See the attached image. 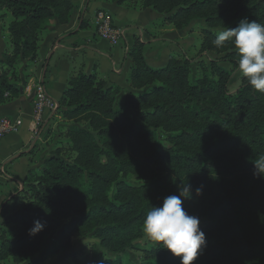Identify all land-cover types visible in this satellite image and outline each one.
Instances as JSON below:
<instances>
[{
  "label": "trees",
  "instance_id": "16d2710c",
  "mask_svg": "<svg viewBox=\"0 0 264 264\" xmlns=\"http://www.w3.org/2000/svg\"><path fill=\"white\" fill-rule=\"evenodd\" d=\"M113 1L129 9L152 8L164 15L160 26L177 30L202 20L200 74L191 79V62L177 52L164 66H149L138 39L128 52V83L135 91L127 93L123 107H116L122 88L96 71L70 74L55 111L68 125L56 140L47 128L44 140L53 143L48 156L8 200L11 208L0 222V264H44L70 249L74 236L89 235L114 256L101 255L93 243L83 258L72 254L74 264H124L120 254L142 236L146 213L178 194L181 183L190 184L192 192L184 209L206 218L200 227L206 243L192 264H264V173L255 166L264 155V92L243 76L230 91L238 54L231 41L222 48L213 44L219 30L234 28L241 19L264 24V0ZM0 9L12 16L11 49L0 60L2 103L20 94L13 85L19 61L37 59L46 25L67 23L73 4L0 0ZM204 52L220 57L206 62ZM131 175L139 182H128ZM35 220L45 227L29 235ZM58 231L57 247L44 250L47 237ZM147 258L145 264H180L156 243Z\"/></svg>",
  "mask_w": 264,
  "mask_h": 264
},
{
  "label": "crops",
  "instance_id": "0c3cea01",
  "mask_svg": "<svg viewBox=\"0 0 264 264\" xmlns=\"http://www.w3.org/2000/svg\"><path fill=\"white\" fill-rule=\"evenodd\" d=\"M73 10L69 21L60 24L49 22L39 41L38 57L33 62L21 59L18 65L19 79L13 85L20 94L0 103L1 117H18L22 126L17 132L7 134L0 141V222L9 210V199L23 187V179L30 170H37L53 143L44 140V133L51 124L50 118L41 128V135L34 137L32 103L37 84L57 102L67 86L70 74L81 71L91 74L96 71L107 82L122 88V93L133 90L128 83L132 66L129 49L138 39L145 45V61L154 68L164 66L173 53L184 46L180 35L187 27L177 30L169 25L160 26L164 15L152 8L129 9L113 0H70ZM4 9H0V60L10 51L7 30L12 20ZM97 10L107 12L113 23L120 26L124 35L116 45L97 36L94 15ZM84 23V27L80 25ZM126 98V97H125Z\"/></svg>",
  "mask_w": 264,
  "mask_h": 264
},
{
  "label": "clouds",
  "instance_id": "9594fccd",
  "mask_svg": "<svg viewBox=\"0 0 264 264\" xmlns=\"http://www.w3.org/2000/svg\"><path fill=\"white\" fill-rule=\"evenodd\" d=\"M228 41L238 54V71L254 89L264 92V24L241 19L236 27L219 30L213 44L222 48ZM255 166L257 173L262 175L264 155ZM195 191L199 195L202 189ZM191 197V185L181 183L178 194L163 198L162 205L152 206L143 219L142 230L147 238L179 257L180 264H192L206 243L199 217L188 214L182 206L183 200ZM44 227L43 222L35 220L28 230L29 235L37 234Z\"/></svg>",
  "mask_w": 264,
  "mask_h": 264
},
{
  "label": "rangeland",
  "instance_id": "374dc122",
  "mask_svg": "<svg viewBox=\"0 0 264 264\" xmlns=\"http://www.w3.org/2000/svg\"><path fill=\"white\" fill-rule=\"evenodd\" d=\"M3 11L6 12L8 16H10V18L12 19V16L9 11H7L6 9H4ZM203 25L204 23L202 20H194L187 27L186 31H184L180 35V40L181 39L185 40L183 41L185 42L184 43L185 47L184 46L180 47L179 53L182 54V56H184L191 62V70H192L191 79L193 80L200 74L197 65L198 60H200V56L198 57L197 53L201 39L200 29ZM219 57L220 55H217L212 52H208V53L204 52L201 54V59L205 60L206 62H209L210 59H217ZM219 64L226 68L229 67V64L226 62H221ZM241 76L242 74L238 70L233 73L229 84L230 91H234L240 85ZM125 97H126L125 93H121L120 95H118L116 100V107H123L126 104ZM131 114L135 118V113L133 111H131ZM50 120L52 122L48 126L51 130H53V136L57 135L55 139L53 138L54 140H56L59 138L58 133L64 132L68 123L61 118L59 112L58 113L55 112V115L51 117ZM158 137L161 143H163L164 133L161 130H158ZM127 181L132 183H137L139 182V179L136 176L131 175L128 176ZM10 208L11 205L9 204V209ZM199 220H200L199 227H201L206 222V218L200 217ZM142 229L143 226L141 230ZM59 231L57 232V234L47 237L43 247L44 250H50L57 247V238ZM93 243L95 244L98 253H100L101 255H105L109 257L114 256V254L104 251L99 246V240L93 238L92 235H89L88 237H84V238L74 236L72 238V247L70 249H68L64 253L49 256L44 262V264H74L72 254H75L77 258H83L84 256L88 255L91 252L90 248H91V244ZM153 244L154 242L149 240L142 230V236L140 238L135 239L132 242V247L127 249L125 252L121 253L120 258L124 264H145L146 261H148L147 251L150 249V247ZM22 264H26V263H22Z\"/></svg>",
  "mask_w": 264,
  "mask_h": 264
},
{
  "label": "built area",
  "instance_id": "2783aa9c",
  "mask_svg": "<svg viewBox=\"0 0 264 264\" xmlns=\"http://www.w3.org/2000/svg\"><path fill=\"white\" fill-rule=\"evenodd\" d=\"M95 32L98 37L107 41L110 45H116L124 35V31L111 20L110 15L104 10H97L94 15ZM59 104L44 89L37 84L32 103L33 126L31 133L34 137L41 135V128L55 112ZM22 126V120L18 117L0 118V141L7 134L17 132ZM0 171L3 172L2 166Z\"/></svg>",
  "mask_w": 264,
  "mask_h": 264
},
{
  "label": "water",
  "instance_id": "95a60500",
  "mask_svg": "<svg viewBox=\"0 0 264 264\" xmlns=\"http://www.w3.org/2000/svg\"><path fill=\"white\" fill-rule=\"evenodd\" d=\"M22 91V89H20Z\"/></svg>",
  "mask_w": 264,
  "mask_h": 264
}]
</instances>
